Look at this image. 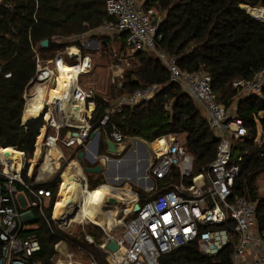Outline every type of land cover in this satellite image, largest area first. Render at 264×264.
Returning a JSON list of instances; mask_svg holds the SVG:
<instances>
[{"label": "built area", "instance_id": "built-area-1", "mask_svg": "<svg viewBox=\"0 0 264 264\" xmlns=\"http://www.w3.org/2000/svg\"><path fill=\"white\" fill-rule=\"evenodd\" d=\"M33 1L37 8L38 1ZM143 1L104 0L107 18L87 33L123 39L126 47L133 52L142 50L152 53L167 69L169 80L180 85L205 112L207 124L218 142L213 160L205 170L197 173L194 171V158L185 147V140L177 134L156 138L163 140L159 149L152 147L155 140L143 142L149 147L148 167L143 181L138 184L125 179L120 183L115 181L113 185L108 184L115 190L128 187L130 196L124 199L112 191L107 195L115 200L120 220L111 226L97 224L102 227L105 238L96 248L105 255L106 264H159L162 254L190 242H196L200 252L208 256H214L231 245L232 264H264V230H260L256 223V202L248 196L233 193L244 152L234 155L232 150L235 141L246 134L243 122L234 112L230 113L217 102L211 76L207 72L180 70L176 58L160 48L162 15L155 8H145ZM0 5L8 11L12 9L7 0H0ZM242 7L252 19L264 22V6ZM87 33L71 37L77 44L75 48L78 53L67 45L62 50L57 49L52 57H46L39 46L31 47L34 74L22 92V124L27 128L34 121L36 125L40 123L36 139L42 135L39 154L46 151L43 163L47 170L45 177L36 175L35 179H31V174L25 169L23 152L19 171H8L13 162H4L0 158V264H42L34 259L40 251V243L35 235L27 234V230L35 217L33 209H37L39 215H44V209L48 206L45 202L52 199V191L41 183L43 179H52L62 167L59 189L67 167L74 160L67 159L61 147L80 146L82 149L79 152H83L89 163L100 164L107 170L110 161L119 159L116 158L117 154L108 150L106 141L113 142L123 153L126 140V136L116 130L111 117L127 105L150 99L159 88L157 84H152L113 98L102 97L98 105L94 89L79 83L80 75L91 70V58L80 50ZM51 40L61 42L57 36H52ZM80 58L84 60V65L74 80L67 84L65 95L51 99V87L62 72L61 63L74 66L80 62ZM125 60L120 57L118 62L112 64L111 82L117 89L122 87L119 78L123 79L122 62ZM5 67L6 64L0 61V74L10 78L11 73L4 71ZM232 84L243 95H261L264 91V67L254 71L249 79H235ZM38 90L41 91L40 105L31 109ZM71 100L81 101L83 106L78 108ZM91 104L93 107L89 110ZM102 104H105V108L97 120ZM103 132L106 136L105 152L99 150V138ZM52 146L59 150L57 158L48 155ZM61 159L65 163L60 164ZM79 167L74 178L81 188L89 189L80 163ZM165 178L169 183L161 193L155 195L156 184L153 181ZM136 205L138 209L134 210ZM71 220L59 218L56 225L59 229H67ZM85 240L93 242L88 235ZM110 240L117 244L114 251L107 248ZM64 244V241L55 244L57 253ZM121 250L120 256L118 253ZM64 256L68 260L57 255L55 264H99L93 259L88 263L79 262L73 259L72 253H65Z\"/></svg>", "mask_w": 264, "mask_h": 264}, {"label": "trees", "instance_id": "trees-1", "mask_svg": "<svg viewBox=\"0 0 264 264\" xmlns=\"http://www.w3.org/2000/svg\"><path fill=\"white\" fill-rule=\"evenodd\" d=\"M7 1L12 6L10 11L0 5V61L6 64L4 71H9L11 77L4 78L0 74V148L12 147L31 156L40 127V123L27 128L22 124V92L34 74L31 47L39 46L42 53L53 55L63 48V43L52 41V36L62 40L87 33L99 26L107 14L104 0H37V8L33 0ZM142 5L155 8L162 15L160 48L176 58L180 70L207 72L216 100L225 109L228 110L238 94L233 81L249 79L254 71L264 67V22L252 19L242 7L264 6V0H144ZM44 39H48L45 47L40 44ZM133 59L124 71L117 94L152 84L159 88L150 99L127 105L114 114L111 122L116 130L127 139L146 142L170 133L184 134L185 147L194 158V171L205 170L215 156L218 139L200 107L180 85L169 80L167 69L152 53L138 50ZM97 100H101L99 95ZM104 108L105 104L97 120ZM234 114L242 120L246 134L237 139L232 150L233 154L237 148L244 152L233 193L256 202V223L264 230V194L259 193L257 187V179L264 173V91L261 95L241 98ZM95 123L97 126V121ZM104 146L102 140L101 149ZM100 177L90 178L91 189L102 183ZM59 181V175H55L43 184L52 191V199L44 215L35 219L37 228L29 231L41 246L34 259L42 264H55L54 245L65 240L70 248L106 264L105 255L95 246L101 236L96 234L99 228L95 226L97 231L87 227L72 235L57 228L51 220ZM168 183V178L157 179L155 195ZM86 234L92 235L96 243L87 242ZM232 252L229 245L214 256L203 255L197 243L190 242L162 254L159 264H232Z\"/></svg>", "mask_w": 264, "mask_h": 264}, {"label": "bare ground", "instance_id": "bare-ground-1", "mask_svg": "<svg viewBox=\"0 0 264 264\" xmlns=\"http://www.w3.org/2000/svg\"><path fill=\"white\" fill-rule=\"evenodd\" d=\"M72 49L76 53H78L75 47H73ZM83 65L84 60L82 58H80V62L74 66L61 63L62 72L57 77L55 84L51 87V99L56 96L65 95L67 84L74 80L78 70L81 69ZM34 103L37 104V107L40 105V101H37L36 99H34ZM71 103H76L78 108H81L83 106L81 101L76 102L75 100H71ZM90 108H92V106H90ZM41 139L42 135H40L37 139L35 157L39 154ZM152 143L153 148L159 149L163 144V140H155ZM48 154L57 158L59 155V150L55 146H52L48 150ZM0 158L3 159L4 162H13L14 165L12 166V168L8 169V171L10 172L19 171L22 167L23 154L15 148H0ZM123 159L124 162L122 163L110 161V163L108 164L109 166L104 172L108 182L110 181L111 183L113 181H119L122 180V178H125L126 180H129L131 182L140 184L143 181V175L141 173L143 162H140L143 159L142 148H140V144L135 142L131 149L128 151L126 157ZM132 161L135 162L134 166L131 165ZM79 169V164L75 160H73L67 167L63 175V182L58 189L57 197L54 203L53 217L55 219L62 218L66 221L68 219H89L94 221V223L96 224L98 223L99 225H113L117 221L118 210L115 206V200L112 201L111 206L110 204L105 205L106 201L110 203V197H107V195L110 193V191H112L115 194L120 195L122 198H128V193L130 192L129 189L126 188L122 190H115L112 189L109 185L100 186L93 190L83 189L81 188L80 183L74 178ZM120 170L126 171L123 175H119L118 172ZM75 204L79 206L78 212L73 209L75 207ZM128 206L129 204L127 201V207ZM62 213H64L63 217L61 216ZM118 254L121 256L122 250L119 251Z\"/></svg>", "mask_w": 264, "mask_h": 264}, {"label": "rangeland", "instance_id": "rangeland-1", "mask_svg": "<svg viewBox=\"0 0 264 264\" xmlns=\"http://www.w3.org/2000/svg\"><path fill=\"white\" fill-rule=\"evenodd\" d=\"M72 36L73 35H70L69 37H64L61 40V43H63V48H60V50L64 49L67 45H68V47H75V45H77L74 42L75 40H71ZM93 42H95V45H92ZM84 43L85 44H82L80 46V50H81V53L83 55H88L91 58V70L86 74L80 75V77H79L80 84L82 86L93 85L98 90L99 94H110V95H112L114 93L113 95H115V93H117L116 92L117 86L116 85L114 86L113 83L111 82L112 64L118 62V59L120 57L123 59H126L124 62H122L124 65V71H125L127 68H129L131 66L132 61H134V59H133L134 52L125 46V43L123 42L122 39H118L115 37H103V36H96V35H92V34L87 33L86 37L84 39ZM124 71L122 73L123 78H124ZM119 79H121V81L123 80L122 78H119ZM50 92H52V89ZM245 96L246 95H243V92L238 89V94L234 98V100L230 104V106L228 107V111L230 113L235 112L238 101L241 98H244ZM259 130H260L259 132L261 133V128ZM137 140L140 141L141 139H137ZM236 142H237V140L235 141V144H236ZM134 143L135 142L133 141L132 138L126 139L125 143H124L125 144V151L121 155L122 156L125 155V153H127L131 149V147L133 146ZM35 144H37V139H36ZM45 153H46V151H42L41 155L39 154L38 158H35L36 151H34V153L31 156H28L27 154L24 153L25 159H26L25 167L26 168L30 167V164H33V162H36L37 169L40 166H44L43 158L45 156ZM238 153H239V150L237 148L234 151V155H237ZM48 155H50V154H48ZM121 155L118 157H121ZM46 158H48V156ZM63 163H65V161L63 162V160L61 159L60 164H63ZM66 165H67V163L65 164V166ZM60 167H61V165H60ZM59 173H60V170L58 171L57 175ZM100 178L103 179L104 183H106L104 181V177L101 176ZM153 183H155V182L153 181ZM104 185H108V184H104ZM133 185H135V184H133ZM257 187H258L259 193L264 194V173L258 177ZM90 221H92V220H90ZM92 222H94V221H92ZM72 226L74 227V228L71 227L72 230L74 231V233L75 232L76 233L81 232L80 230H78L77 224H74ZM95 226L96 225H94V224H88L87 225V227H92V228H95ZM74 229H76V230H74ZM95 230H97V229L95 228ZM66 252H72L74 255L73 259L79 260V262H82V263L88 262L87 260L89 258L86 257L81 251L76 250L74 248H70L69 246H67L65 244L61 245V247L59 248V251H58V255H61V257L64 260H68L64 256V254Z\"/></svg>", "mask_w": 264, "mask_h": 264}, {"label": "crops", "instance_id": "crops-1", "mask_svg": "<svg viewBox=\"0 0 264 264\" xmlns=\"http://www.w3.org/2000/svg\"><path fill=\"white\" fill-rule=\"evenodd\" d=\"M125 43V42H124ZM42 53V52H41ZM55 53V52H54ZM42 55L43 56H46V57H52L53 55H50V52L48 53V52H46V53H42ZM83 75V74H82ZM80 83V82H79ZM113 85L115 86V84L113 83ZM83 87H86V88H88V87H91V88H93L94 89V91H95V101L97 102V104L98 105H100V103L102 102V97H106V98H109V97H111V98H113V97H115V95H118L117 93L115 94V95H110V94H99V92H98V90L93 86V85H90V86H83ZM99 95V97H101V100L100 101H98L97 100V96ZM40 96H41V91L40 90H38V92H37V95H36V97L34 98V99H36L37 101H40ZM90 106H92L93 107V105L91 104ZM90 106H89V110H91L92 108H90ZM199 106V105H198ZM101 107H103V104H102V106ZM101 107H100V111H101ZM200 107V106H199ZM30 108L31 109H36L37 108V104H35L34 103V100H33V102H32V104L30 105ZM200 109H201V107H200ZM99 111V112H100ZM201 111H202V114L206 117V114H205V112L201 109ZM101 116V115H100ZM35 122V125H36V121H34ZM34 125V126H35ZM31 127V126H30ZM63 134V133H62ZM105 134H104V132L101 134V136H100V138H99V150L101 151V152H105L106 150H107V146H106V143H105ZM178 137H180V138H182V139H184L185 140V135L184 134H178ZM127 139V138H126ZM104 141V143H105V146H104V148L103 149H101V141ZM141 141L142 142H146V141H144V140H142L141 139ZM35 142H36V140H35ZM125 143V142H124ZM149 143V142H148ZM146 145V144H145ZM146 147H147V150H148V153H149V147L146 145ZM82 148L80 147V146H78V147H74V148H66V147H61V152L63 153V155L67 158V159H74V160H76V162L79 164L80 163V165L82 166V168H83V171H84V173H85V175H86V180H87V183H88V188H89V190H93V189H91L90 187H91V185H90V178L92 177V180H95L96 178L95 177H97V176H102V177H104V181L106 182V183H104L103 182V179H102V183H100V184H98L95 188H97L98 186H100V185H103V184H110V185H113L114 183H115V181H113V182H111L110 183V181L108 182V180L106 179V176H105V174H104V172L106 171L105 169L106 168H104V167H102V171L101 172H99V173H91V172H86L85 170H84V166H90V167H93V166H95V165H97V164H95V165H92L91 163H89L85 158H84V155L82 156V158L80 159V158H78V153H79V151L81 150ZM34 151H36V148H35V144H34ZM34 151H33V153H34ZM121 151V149L119 150L118 149V152L116 153L118 156H120L121 154H122V152H120ZM124 151H125V149H124ZM22 152V151H21ZM24 153V152H23ZM70 153V154H69ZM75 156V157H74ZM124 156V155H123ZM122 155H121V157H116L117 159H121L122 157H123ZM39 157V154H38V156H36L35 158H38ZM34 161V160H33ZM117 161V160H116ZM61 162V161H60ZM25 163H26V159H25ZM109 166V165H108ZM25 169H28V172L31 174V179H35V176L37 175V176H39V177H45L46 175H45V171L47 170L46 169V167H45V165L44 166H40L38 169H37V167H36V162H33V164H30V167H28V168H25ZM62 169V168H61ZM61 169H60V172H61ZM80 170V169H79ZM117 173V172H116ZM118 174V173H117ZM59 175V174H58ZM91 175V176H90ZM90 176V177H89ZM24 179H27L26 178V176H25V178ZM29 179V178H28ZM59 179H60V175H59ZM47 179L46 178H44L43 179V181L41 182L42 183V185L45 183V182H47L46 181ZM50 180V179H49ZM125 180V178L123 179V180H119V181H124ZM118 181V183H120ZM60 182V181H59ZM109 185V186H110ZM44 186V185H43ZM94 188V189H95ZM119 193V192H118ZM121 193V192H120ZM128 195L130 196V194L128 193ZM128 195H126V196H128ZM126 196H124V197H126ZM56 197H57V194H56ZM56 197H54V198H56ZM108 197V196H107ZM124 199H126V198H124ZM55 200L56 199H54V202H53V205H52V207H51V214H50V218H51V220L53 221V223H55V225L57 224V222H58V219H55L54 217H53V208H54V203H55ZM113 201V199L112 198H110V203L109 202H105V205H108V204H110V206H111V202ZM128 201V200H127ZM50 202H51V199H50V201L49 202H45V204H47L48 206L47 207H45V209H44V213H45V210L46 209H48L49 208V206H50ZM70 209H72V208H70ZM73 209H75L76 210V212H78L79 211V206H77L76 204H75V207L73 208ZM33 212H34V215H35V217H34V219H33V221L31 222V226H30V228L27 230V234H30V230H32V229H35V228H37V222L35 221V219L39 216V213H38V211H37V209H33ZM120 220V214L117 212V221L116 222H118ZM85 221V219H72L71 220V225L69 226V227H67V229H60V230H64L65 232H67V233H69V234H72V235H74L75 233H74V231L72 230V228L71 227H73L72 225H74V224H77V226H78V230H80V231H85V228H87V225L88 224H94V225H96V227L97 228H99V230H100V232H96V234L97 235H101L100 236V238H99V242H101L104 238H105V233H104V231L102 230V227H100V226H98L97 224H95L94 222H92V221H87V222H84ZM115 222V223H116ZM57 226V225H56ZM58 228V227H57ZM74 228V227H73ZM74 230H76V229H74ZM77 234V233H76ZM75 234V235H76ZM86 235H88V236H91L92 237V239H93V242L92 243H96L95 242V239H94V237L92 236V235H90V234H86ZM85 235V236H86ZM85 236H84V239H85ZM60 241H64L65 242V245H67L68 246V244H67V242L65 241V240H60ZM59 242V241H58ZM57 242V243H58ZM98 242V243H99ZM56 243V244H57ZM97 243V244H98ZM97 244H95V246L97 245ZM54 248H55V245H54ZM56 250V249H55ZM57 251V250H56ZM66 253H72V252H66ZM82 253L84 254V255H86L83 251H82ZM73 254V253H72ZM57 255H58V253H57ZM74 256V255H73ZM86 257H88L89 259L87 260L88 262L90 261V260H95L94 258H93V256L92 255H86ZM87 262V263H88ZM97 262V261H96ZM98 263V262H97ZM100 264V263H99Z\"/></svg>", "mask_w": 264, "mask_h": 264}, {"label": "water", "instance_id": "water-1", "mask_svg": "<svg viewBox=\"0 0 264 264\" xmlns=\"http://www.w3.org/2000/svg\"><path fill=\"white\" fill-rule=\"evenodd\" d=\"M62 20L64 19V17H62L61 18ZM41 46H43V47H45V46H47V44H48V39H44L43 41H41ZM92 45H95V42H93V44ZM72 56H74V54L72 55ZM35 125V122H32V123H29V125L28 126H34ZM133 141L134 142H136V143H139L140 144V147L142 148V161H140V162H143L142 164H143V167H142V170H141V173H142V175H144L145 174V170H146V168L148 167V158H149V153H148V150H147V147H146V145H145V143H143L141 140L139 141V140H137V139H133ZM106 143H107V145H108V150L110 151V152H112V153H114V154H116L117 152H118V149H117V147L114 145V143L113 142H111V141H106ZM128 153V152H127ZM127 153H125V155L121 158V159H119V160H112V162H124V159L123 158H125L126 157V155H127ZM82 156H83V152H79L78 153V158H82ZM139 162V163H140ZM131 165L132 166H134L135 165V162L134 161H132V163H131ZM84 170L86 171V172H91V173H99V172H101L102 171V166L100 165V164H97V165H95V166H93V167H90V166H84ZM126 170H120L118 173H119V175H123L124 174V172H125ZM124 178H122V180H123ZM138 209V206L136 205L135 207H134V210H137ZM0 244H2V240L0 239ZM107 248L108 249H110V250H112V251H114L115 249H117V244L113 241V240H110L108 243H107Z\"/></svg>", "mask_w": 264, "mask_h": 264}]
</instances>
